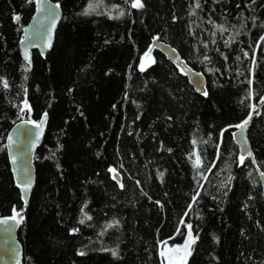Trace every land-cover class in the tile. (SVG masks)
Segmentation results:
<instances>
[{
  "label": "trees",
  "instance_id": "16d2710c",
  "mask_svg": "<svg viewBox=\"0 0 264 264\" xmlns=\"http://www.w3.org/2000/svg\"><path fill=\"white\" fill-rule=\"evenodd\" d=\"M52 1L53 47L29 66L19 41L36 0H0V216L24 210L23 264H164L188 225L186 264H264L261 183L232 137L252 115L264 172V0ZM156 35L206 76V95L145 55ZM44 113L24 208L5 138Z\"/></svg>",
  "mask_w": 264,
  "mask_h": 264
},
{
  "label": "water",
  "instance_id": "95a60500",
  "mask_svg": "<svg viewBox=\"0 0 264 264\" xmlns=\"http://www.w3.org/2000/svg\"><path fill=\"white\" fill-rule=\"evenodd\" d=\"M58 3L52 0H36L35 10L28 24L23 28L22 38L19 41V52L22 59L31 66L32 51L36 50L41 55H45L51 50L55 40V34L58 24L63 16V11ZM17 17H15V20ZM154 49L162 52L168 61H170L177 70L185 75L201 95L207 93V78L199 70L193 68L170 44L159 39L156 35L151 41V44L145 55L151 56ZM174 50V51H173ZM42 114L37 122L30 120H19L13 124L5 138V146L7 150L8 160L12 176L16 185L19 187L23 207L25 208L29 202L31 193L35 187L36 170L34 166V155L37 148L41 145L46 128L47 114ZM252 117V115L250 116ZM245 126L243 133L237 127L232 131V137L239 149V157L245 156L256 167L257 174L262 187L264 198V177L255 160L253 154L248 131L251 124V119ZM35 125H40L36 127ZM12 140H9V137ZM251 152V156L247 152ZM15 161V162H14ZM118 179L117 173L114 174ZM27 188L25 192L24 189ZM24 210L12 216H0V264H23V247L18 238V230L23 219ZM16 216L13 220L12 217ZM17 221H19L17 223Z\"/></svg>",
  "mask_w": 264,
  "mask_h": 264
},
{
  "label": "snow or ice",
  "instance_id": "6c2138e0",
  "mask_svg": "<svg viewBox=\"0 0 264 264\" xmlns=\"http://www.w3.org/2000/svg\"><path fill=\"white\" fill-rule=\"evenodd\" d=\"M30 2H31V0H30ZM57 7H59V5H57ZM132 7L133 8H142L143 4L141 3V0H135V2L132 4ZM197 7H199V4H197ZM17 19H19V17H17ZM261 39H264V37H262ZM245 55H247V53H245ZM6 86H7V84L5 83V87ZM261 103H264V100H261ZM249 119H251V117H249ZM248 122H249L248 120H245L241 124L236 125L235 127L239 128L241 130V133H243V130H244L245 126L248 124ZM35 126L36 127H40V125H35ZM9 140L10 141L12 140L11 136L9 137ZM247 155L250 157L252 154H251L250 151H248ZM244 160H245V156L241 155L239 157V162H240L241 165H243ZM261 176L264 177V173H261ZM24 191L26 192L27 188H25ZM193 199L195 200V197ZM12 219L15 220L16 216H13ZM88 219H90V217H88ZM18 222L19 221H17V223ZM81 222L83 223V221H81ZM0 223H6V221H0ZM187 227L189 228V237H188V240H186L185 245L183 246V251L185 252V262H184V264H186V256L191 254V252H190V243H195V240L191 236V225H188ZM80 254L83 255L84 253L81 252ZM113 255H116V253L113 252ZM161 255L163 256L164 253L162 252Z\"/></svg>",
  "mask_w": 264,
  "mask_h": 264
},
{
  "label": "rangeland",
  "instance_id": "374dc122",
  "mask_svg": "<svg viewBox=\"0 0 264 264\" xmlns=\"http://www.w3.org/2000/svg\"><path fill=\"white\" fill-rule=\"evenodd\" d=\"M26 107L27 105L25 104L24 108ZM191 236L194 239L192 233ZM188 237H189V230L187 232L186 240H188ZM186 240L184 241V243L180 245H174V246L166 245L165 249L162 251L164 253V255L162 256L164 264H170L171 262L173 264H183L185 260V252L183 251V246L185 245ZM191 244L192 243H190V249H191Z\"/></svg>",
  "mask_w": 264,
  "mask_h": 264
}]
</instances>
